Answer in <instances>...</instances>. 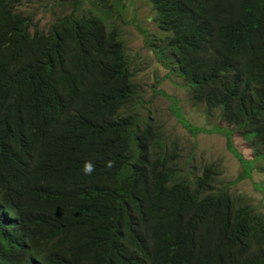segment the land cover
Instances as JSON below:
<instances>
[{
    "label": "trees",
    "instance_id": "16d2710c",
    "mask_svg": "<svg viewBox=\"0 0 264 264\" xmlns=\"http://www.w3.org/2000/svg\"><path fill=\"white\" fill-rule=\"evenodd\" d=\"M98 1L101 14L80 8L42 29L20 0H0V221L22 222L5 258L264 264V216L218 187L210 168H179L151 119L121 112L138 86L109 0ZM145 1L170 47V61H158L193 100L217 107L225 93L222 121L247 109L235 131L264 158V0ZM228 148L248 171L253 160Z\"/></svg>",
    "mask_w": 264,
    "mask_h": 264
},
{
    "label": "rangeland",
    "instance_id": "374dc122",
    "mask_svg": "<svg viewBox=\"0 0 264 264\" xmlns=\"http://www.w3.org/2000/svg\"><path fill=\"white\" fill-rule=\"evenodd\" d=\"M55 1L20 0L18 9L31 16L42 29H47L59 14L80 8L97 6L95 12H102L98 0H57L58 4ZM62 3H67L64 9ZM112 4L113 0H109L104 8L108 10L111 26L120 35L130 60L129 70L138 86L135 102L121 112L134 110L139 117L151 119L167 138L169 148L175 146L179 151L175 159L179 168L197 172L210 168L218 187L226 185L239 203L252 206L264 216V159L254 160L251 141L236 133L229 139L224 131L216 130L225 126L220 119L222 112L207 103H195L182 77L158 61L155 47L160 44L163 33L154 22L152 6L145 0H121ZM197 128L204 131L197 132ZM230 143L244 160H253L248 171L229 150Z\"/></svg>",
    "mask_w": 264,
    "mask_h": 264
},
{
    "label": "clouds",
    "instance_id": "9594fccd",
    "mask_svg": "<svg viewBox=\"0 0 264 264\" xmlns=\"http://www.w3.org/2000/svg\"><path fill=\"white\" fill-rule=\"evenodd\" d=\"M154 13H155V11H154ZM162 41H165V38L162 39V37H161L160 44L158 45L161 48L157 52L156 51L155 52H156V55L160 53L159 55L164 56L163 57L164 62L165 61L167 62V61H170V59H171V57H170V55H171L170 47L168 46V44H166V47H164V43ZM162 65H164V63H162ZM164 68H166L168 71L170 70L166 66ZM185 86L188 87L189 93H190L191 98H192L190 86L189 85H185ZM250 87L251 88H260L258 85L254 84V83H251ZM215 96L217 97L216 98V102L218 104H220V106L213 107V106H209L208 104L207 105L210 108H212V109H217L218 108L222 112L221 107L223 106V104L227 103L229 105L228 101L226 100V94L225 93H223V94L216 93ZM193 101L195 103H202V102L206 103V101H204V100L203 101H196L194 99ZM246 110L247 109H243V110L239 111L235 115V117L233 118V120L231 122H227V121L224 122L225 126L224 127H218V128H216V130L219 131L221 129L228 128L229 130H232V132H231V138H232V134L233 133L238 134V132L235 131V124L234 123L240 122L242 120L243 115H244ZM227 123H230V124H227ZM222 131H220V132H222ZM224 133L226 134V136H228V133L226 131ZM262 147H260V148H262ZM234 155L237 156L236 154H234ZM11 223L14 226L12 229L5 228V226L10 225ZM21 236H22V222H21V220H20V218L18 216H15L14 214H12V218L11 219L0 221V264H23L24 258H27V260L29 262L27 264H43L36 257H34L32 255H29V254H25L21 258H10V257L9 258H5L4 254H5L6 250H7V248L13 246L14 244L19 243L20 240H21ZM8 242H10V243H8Z\"/></svg>",
    "mask_w": 264,
    "mask_h": 264
}]
</instances>
